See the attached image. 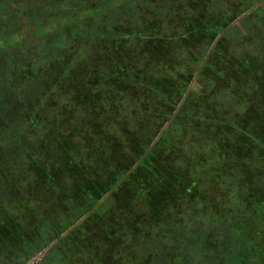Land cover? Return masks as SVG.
Returning a JSON list of instances; mask_svg holds the SVG:
<instances>
[{"label": "trees", "instance_id": "trees-1", "mask_svg": "<svg viewBox=\"0 0 264 264\" xmlns=\"http://www.w3.org/2000/svg\"><path fill=\"white\" fill-rule=\"evenodd\" d=\"M47 249L264 264V0H0V264Z\"/></svg>", "mask_w": 264, "mask_h": 264}, {"label": "crops", "instance_id": "crops-1", "mask_svg": "<svg viewBox=\"0 0 264 264\" xmlns=\"http://www.w3.org/2000/svg\"><path fill=\"white\" fill-rule=\"evenodd\" d=\"M55 246V244H52L51 246H50V248L52 249V247H54ZM47 260L48 261H57V260H59L60 259V254L57 256V258L55 257V254H54V251H49L48 249H47ZM56 258V259H55ZM2 261H6L4 264H16L15 263V261H17V259H13V258H5V259H3Z\"/></svg>", "mask_w": 264, "mask_h": 264}, {"label": "built area", "instance_id": "built-area-1", "mask_svg": "<svg viewBox=\"0 0 264 264\" xmlns=\"http://www.w3.org/2000/svg\"><path fill=\"white\" fill-rule=\"evenodd\" d=\"M46 255V250L39 252L36 256H34L31 260H29L26 264H41L44 261Z\"/></svg>", "mask_w": 264, "mask_h": 264}, {"label": "flooded vegetation", "instance_id": "flooded-vegetation-1", "mask_svg": "<svg viewBox=\"0 0 264 264\" xmlns=\"http://www.w3.org/2000/svg\"><path fill=\"white\" fill-rule=\"evenodd\" d=\"M29 30H30V32H27ZM31 30L32 29L30 27H28L27 25L22 29V31L25 33H28L32 37L33 42H35L36 40L34 38L33 31H31Z\"/></svg>", "mask_w": 264, "mask_h": 264}, {"label": "rangeland", "instance_id": "rangeland-1", "mask_svg": "<svg viewBox=\"0 0 264 264\" xmlns=\"http://www.w3.org/2000/svg\"><path fill=\"white\" fill-rule=\"evenodd\" d=\"M235 23H237V22H235ZM83 219H81V221H82ZM77 226V223H75L74 224V226L73 227H71L65 234H63L64 236L69 232V231H71V230H73L75 227ZM94 232H96V231H99V230H93ZM57 261H69L67 258H60L59 260H57Z\"/></svg>", "mask_w": 264, "mask_h": 264}]
</instances>
